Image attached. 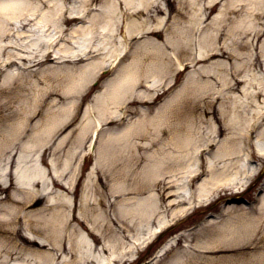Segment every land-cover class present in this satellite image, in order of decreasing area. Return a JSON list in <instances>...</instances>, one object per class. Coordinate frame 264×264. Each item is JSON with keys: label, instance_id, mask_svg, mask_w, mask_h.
I'll return each instance as SVG.
<instances>
[{"label": "bare ground", "instance_id": "obj_1", "mask_svg": "<svg viewBox=\"0 0 264 264\" xmlns=\"http://www.w3.org/2000/svg\"><path fill=\"white\" fill-rule=\"evenodd\" d=\"M43 1L49 2V0ZM32 2L33 0H0V59L3 62L0 68L7 69L10 64L18 63L19 59L26 61L23 66L25 69L51 60L64 62L62 65L54 64L53 67L47 66L43 69L45 72L43 76L46 79L56 74L61 75L60 87H56L59 92H55L56 90L48 92V97L52 95V101H47L45 98L41 101L40 107L33 112L22 110L21 113V110H17L0 118L4 120V124L0 126V264H115L113 259H119L113 258L117 251L114 249L111 236L113 232H118V226H122L113 223V219L105 209L116 201H112L111 195L121 196L119 192L121 190H118L119 181L117 184L110 180H118L119 177L123 179L126 174L120 176L119 173H115L107 157L112 148V138L138 130L139 123L137 122L134 129L127 124L123 131L115 135H112L111 125L109 126L111 129L107 130V136H103L102 133L99 139L101 145L95 153L97 170L93 166L90 172L88 190L90 189L92 193L86 192L83 196L88 211L85 215L77 214L80 221L78 222L75 217L76 221L69 229L67 228L69 212L66 209L65 193L58 190V187L65 184L63 179L68 172L72 173V179L75 177V169H68V166L76 156L78 147L79 151H82L91 135L93 142L98 133V127L104 126L103 120L112 122V112L121 101L134 102L152 98L159 86L170 88L167 105L180 101L182 95L202 97L211 90L208 96L212 98H204L206 103L202 111L210 114L217 121L224 119V122L219 124L218 130L227 128L229 132L225 140L218 138L216 148H210L206 154L210 155L211 173L203 177L199 184L200 198L204 196L203 194L209 193L219 180L244 174L245 166L248 164L244 159L249 153H254L253 162L249 164L251 167L254 163H258L255 153L258 158H260L258 154L264 156V148L261 145L264 144V121H262L264 111L254 107L262 95L264 100V76L258 79L255 86L252 82L250 83L253 88H256L250 92L251 102L249 100L245 102L247 106H252L249 113H251L250 118H255L252 125L257 130L256 141L251 139L254 135L250 132L242 135V126L246 127L248 121L247 119L244 121L245 116H242L241 120L234 118V114L238 118L236 108L240 103L230 94L231 90L237 89L244 80V70L250 71L257 68L264 73V49L261 46L259 48L251 40L244 42L233 39L240 48L246 46L250 50L246 56L241 51H238L237 55L234 54L240 60L233 63L227 76L224 74L227 67L224 59L220 56L214 57L216 54L226 52L232 55L229 50H226L225 42L227 41H221L223 35L221 23L224 18L222 15L217 16V32L213 25H203L205 22L203 15L207 5H211L214 9L220 0L179 2L180 7L174 16L169 14L166 17H159L151 13V19L155 20L153 24L147 17H142L144 11L136 9L137 6L133 0H116V5L122 7L124 2V8L127 7L126 10L122 8L120 16L112 15V5L107 6L104 12L95 13L92 0H82L80 4L85 6L77 13L86 9L85 17L82 14H70L63 17V21L68 23L79 22L69 44L64 46L66 38L62 36L56 42L52 52H43V43L39 41L43 39L32 37L33 41L30 39V42L25 45L24 52L15 51L17 44L14 43L16 42L14 36L25 32L20 31L19 28H24L31 22L29 14L33 10L36 9L32 16L38 11L39 5H32ZM200 2L204 4H199ZM226 4L227 8L233 5L231 1H226ZM146 7L148 10L162 11L158 0H146ZM50 17L48 12L42 11L38 22L41 25H48ZM20 18L27 20L20 23ZM16 19L18 21L15 22ZM159 28L165 30L163 40L154 36ZM59 31H64V28ZM249 33L251 32L245 34ZM256 35L260 36L261 33L257 32ZM203 60L206 61L202 62ZM184 62L186 67L190 64L192 67L186 73L182 87L175 91L172 88L175 84L173 79L178 78L182 73L179 65H183ZM57 70L56 74H49ZM16 77L18 79L19 75L6 72L4 80L14 81ZM95 79L100 80V83L94 92L93 105L86 110L85 121L78 128L74 126L76 115L73 112L77 104L76 99L84 91V95L88 93ZM3 83L6 84L5 81ZM241 89L247 92L250 90L245 86H241ZM45 94L44 88L42 90L38 87L37 92L33 93L36 96L35 101L38 103L40 101L38 98ZM67 97L71 99L66 102ZM219 99L226 100L221 109L216 105ZM228 99L230 104L225 105ZM25 102L30 104L29 100ZM46 103L48 106L44 109ZM96 112L98 119L94 118ZM16 113L19 117L13 122L12 119L15 118ZM38 115L41 116L34 120ZM249 126L248 123L246 130ZM76 130L78 134L74 137ZM25 137L27 139H24ZM198 137L199 134L196 132L186 138V142L194 143L196 153L203 145L198 144ZM69 140L71 144H65ZM19 142L22 144H17ZM72 144L76 145L72 146ZM177 145L180 149V144ZM65 149L67 156L60 164L62 166L54 159L50 160L51 166H46L49 150L50 152L61 150L56 156L58 160H61ZM187 149L185 154L181 153L186 163L182 168L192 167L195 163L192 150ZM176 157L179 159L178 154ZM222 160L223 164H221ZM130 161L138 165L136 158ZM230 166H233L234 170L232 173H227L226 170ZM256 168L254 167L255 174ZM95 171L100 174L102 172L103 178L100 179L98 174L95 177L93 175ZM192 171L188 169L187 173ZM103 172H106L105 176ZM200 176L197 179H200ZM227 184L230 185L232 182ZM182 185L180 183L175 190L178 194L182 193ZM172 186H174L173 183ZM150 187V181H146L143 184L135 183L133 189L144 191ZM98 191L99 196L92 195ZM51 198L54 202H51ZM144 199L148 201L151 210H156L158 205L152 203L154 201L152 195L138 198V202H143ZM36 203L40 205L33 207ZM123 207H127L129 212L137 217H142L139 209L126 203ZM231 211L233 207L229 206L227 213ZM162 227L163 224H160L146 239L152 238ZM75 230H77V236H73ZM233 232L230 229H219L212 238H208L211 240L208 241V245L215 246L218 242L220 244ZM100 250L105 253L112 252L111 255H107L111 256L107 262H103L99 257ZM67 252L71 255L70 260L66 258Z\"/></svg>", "mask_w": 264, "mask_h": 264}, {"label": "rangeland", "instance_id": "obj_2", "mask_svg": "<svg viewBox=\"0 0 264 264\" xmlns=\"http://www.w3.org/2000/svg\"><path fill=\"white\" fill-rule=\"evenodd\" d=\"M81 1L82 0H49V2H44L43 0H33L32 5H39L37 7L38 11H36L33 16L31 14L36 9L29 14V21L31 22L24 28L20 27L21 31L25 32H22L21 35L18 34L14 36L16 41L14 43H16L19 48H25V45L30 41V36H27L28 33L41 37L43 40L39 39V41L43 43V41L54 33L55 30L63 26L66 29L65 35L67 40L66 44H64V46H66L70 43L74 29L78 27L79 22L74 21L68 23L63 21V17L64 15L76 14L82 7L80 4ZM133 1L137 6L136 9L144 11L142 17H147L152 24L155 20L151 19V13L157 14L156 16L159 17H166L169 16V14L174 16L177 14L178 7H180L179 2H185V0H169V2L168 0H158L162 7V11L157 12L156 10L147 9L146 0ZM226 1H231L233 5L227 8ZM55 2L56 4H54ZM92 2L95 5V8H93L95 13L104 12L107 6L110 7L112 5V15L120 16L122 14V8H124V2H122V7H120L116 5V0H92ZM50 4L54 5L50 6ZM194 4L197 6L196 3ZM199 4H204V2H200ZM126 8L127 7H125L124 10H126ZM42 11L48 12L51 15L50 20H48L47 23L48 25H41L38 22V18L42 14ZM218 15H222L224 18L221 23V31L223 33L221 41H227L225 42L227 45L226 50H229L232 55H229V53L226 52L225 54H216L214 57L220 56V58L224 59V63L227 65L224 74L227 76L228 70H231L233 63L240 60L235 56L237 55V52L241 51L243 55L246 56L250 50L246 46L240 48L238 43L234 40L244 42L251 40L259 48L261 46L264 49V0H220L214 9H212L211 5H207L203 19H205L207 25H213L216 29V18ZM19 20L20 23H22L27 19L20 18ZM16 21H18V19H16L15 22ZM47 26L48 28H46ZM246 32L251 33L245 34ZM257 32L261 33V37L256 35ZM47 33H50V35H47ZM154 36L163 40L165 38V30L159 28ZM242 36L243 38H241ZM80 37L82 40V36ZM43 46L42 51L45 49ZM18 47L16 49H18ZM59 51H61V49ZM205 61L206 60H203L202 62ZM63 62L64 61L51 60L40 65H32L30 68L25 69L23 66L26 61L19 59L18 63L10 64L7 69H0V118L8 113H14L17 110H21V113L22 110H31V112H33L37 107H40L41 101L45 98H47V101H52V95L48 97V92L55 91L56 87H60L61 75L56 74L58 72L57 70L54 73H49L56 75L46 79L43 76V74H45L43 69L47 66L53 67L54 64L62 65ZM189 71L190 70H188L187 67L184 69L182 75L184 72L188 73ZM6 72L12 73L13 75H19V78L17 79L16 77L14 81H12V79L4 80ZM262 73L263 72L259 71L257 68L250 71L244 70V80L237 89L231 90L230 94L232 97L240 103L236 108L238 118L233 111L234 118L241 120L242 116H245L244 121L250 119L251 113L249 112L251 111L252 106H247L245 102L247 100L250 101V92L256 88H253L250 83L252 82L255 86V84L258 83V79L264 76V73ZM184 77L186 78V75H184ZM211 77L215 78L213 76ZM177 79L178 82L174 86L175 91L183 85L182 77L179 76ZM3 81H5L6 84H4ZM99 81L100 80L97 79L94 80V84H92L88 93L84 95V91L83 94L76 99L77 104L75 105L76 107L73 108L74 115H76L74 126L80 128V125L85 121L86 109L88 105L92 106L94 92L98 88ZM241 86L249 87L250 90L248 92L243 91ZM38 87H41L42 90L44 88L46 94L40 96L38 98L40 101L37 103V101H35L36 96L33 95V93L37 92ZM210 91L211 90L202 97L182 95L180 101H175L171 105L166 104L170 96L168 97L165 95L157 99L150 98L147 100L128 102L127 108L130 111V117L128 121L124 123L118 118L116 105L114 108L115 111H113L116 118L114 122L109 123L103 120L104 126L101 128L103 136H107V130L111 129V127H109L111 125L112 135L123 131L127 124L131 129H134L137 126V122L140 125L138 130L131 133L129 132L127 135L114 136L111 140L112 148L109 150L107 157L109 159L108 161L112 163L113 171L115 173H119L120 176L124 173L126 174V177L123 179L119 177L118 180H110V182L114 181L116 183L119 181L120 185L118 190H121L119 191L121 196L115 197L111 195L112 201H116L113 202L110 207L105 209L113 219V223L122 226H118V232H113V235L111 236L114 249L117 251L115 256H112L113 258H119L114 260L115 264H137V262L146 258L152 250L144 251V247L140 243L145 237L144 235L151 227L159 224L162 220L171 218L172 214H175L178 211L180 212L182 206L187 205V202L190 199L194 200L192 199L193 197H187L182 204H180L179 201L173 203L179 195H171L173 189L170 185L172 182L175 184L179 182L185 185L187 170L194 169V166L182 168L186 163L185 159L181 156V153L185 154L188 150L187 148H190L193 155H195L194 143L192 144L191 141L186 142L188 135L192 136L197 132V134H199L198 144H201L206 142L208 136L210 138H215L216 140H218V138L225 140L229 132V129L227 128H224L222 131L218 130L219 124H222L224 119L223 121H217L215 118H212L210 114H206L202 111V108L206 103L204 98H212V96H208ZM55 92L59 91L56 90ZM247 96L249 97L247 98ZM70 99L71 97H67L65 101L67 102ZM25 100H29L30 104L28 105ZM225 101L219 99L216 102V105L221 109V106ZM227 104H230L229 99L225 105ZM47 106L48 103L44 105V109H46ZM254 107L260 108L264 111L263 95L257 100ZM159 108L160 110L158 111ZM40 116L41 115L36 116L34 120L38 119ZM18 117L19 115L16 113L15 118H13L12 121L14 122ZM97 117L99 116L96 112L94 118ZM3 124L4 120L0 119V126ZM77 134L78 130L75 131L73 136L76 137ZM243 134H245V126H242V135ZM24 139H27V137ZM99 143L100 140L98 141V146L100 147L101 144ZM17 144L22 143L19 142ZM65 144L70 145L71 140L67 141ZM177 144H180V149H178ZM75 145L76 144H72V146ZM261 145L264 146V144ZM86 150L89 153L90 147L88 148V144L86 145L85 151ZM60 152L61 150L59 152H50L49 150L48 159H46V166H51V159L56 160L60 165L67 156L65 149L62 153L63 156L61 160H58L56 156ZM177 154L179 155V159L176 157ZM244 156L245 154L243 155V158ZM132 158H136L138 165L133 164L130 161ZM227 160L230 159L227 158ZM94 162V153H89L88 156L83 157L82 151H79L78 147L76 156L73 157L68 166V169H75V177L72 179V173L69 174L70 172H68L65 179H63L65 184L58 187V190L64 191L65 193V203L68 211L70 210V207H74L77 214L85 215L87 213L88 210L84 203L83 196L86 192L92 193L90 189L88 190V186L91 178L90 171ZM223 163L224 161L222 160L221 164ZM233 170L234 167L230 166L227 168L226 172L232 173ZM246 170H248V168L244 170V173ZM105 173L106 172H103L104 176ZM210 173L211 170L209 165L208 173H206L205 177ZM97 174L100 179L103 178L102 172L100 174V172L97 173V171H95V177H97ZM243 175L244 174H241L240 176L242 177ZM233 177L235 178V176ZM233 177L231 176L227 179L219 180L218 185L220 186L224 181ZM146 181H150L151 183L152 188L150 187V190L146 189L144 191H137L133 189L135 183L143 184ZM263 182L264 169L255 175L252 179V183L249 184L250 186L248 187L242 186L238 191H232L229 187L228 189L225 188L219 192L220 198H218L216 193L212 194L218 186L217 185L212 188V191L203 194L204 196L201 198L199 197L200 206L191 210L189 215L177 222L173 229H165V233L158 239V241L161 240L159 243L161 248L167 242H170V246L154 264H264V198L257 205L246 203V200L253 196L252 193L256 191L258 186ZM75 183L76 185L73 187V184ZM200 183L197 184V188ZM70 184L71 186L69 187ZM183 189L182 192L187 194H189L190 191L194 193L196 191L195 186L192 188H186L185 186ZM223 194L228 195L226 200H223V197H221ZM52 195L54 196V194ZM92 195L96 197L99 196V191ZM147 195H152L154 197L152 203L158 205L156 210H151L149 208L146 199H144L143 202H138V198ZM51 202H54L52 198ZM125 203L139 209L142 217L139 218L130 213V210H128L127 207H123ZM224 204L232 206L233 211L227 214V211L225 213H218L217 210L219 209V206ZM39 205L40 203H36L33 207ZM211 213L215 216H212L197 228L192 230L187 229V226L194 220ZM77 220L78 222L80 221L78 216ZM222 228L227 230L230 229V231L234 232L224 238L220 244L218 242L215 243V246L211 244L208 245V241H211L208 238H212L214 234ZM85 231L87 230L85 229ZM181 233L182 235L179 237ZM73 236H77V230H75ZM101 244L102 242L100 243V246ZM111 253L112 252L105 253L100 250L99 257L103 262H107L109 257H111L107 255H111ZM66 258L70 260L71 255L69 252L66 253Z\"/></svg>", "mask_w": 264, "mask_h": 264}]
</instances>
